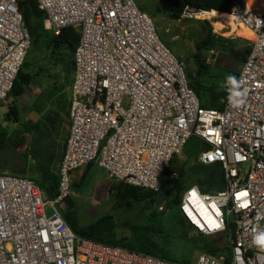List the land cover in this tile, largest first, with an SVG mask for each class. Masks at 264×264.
I'll use <instances>...</instances> for the list:
<instances>
[{
  "label": "built area",
  "instance_id": "1",
  "mask_svg": "<svg viewBox=\"0 0 264 264\" xmlns=\"http://www.w3.org/2000/svg\"><path fill=\"white\" fill-rule=\"evenodd\" d=\"M17 1L0 0L1 103L31 42ZM35 1L45 30L78 28L69 132L55 198L27 177L0 174V264H181L78 236L60 209L71 195L70 173L93 162L114 181L159 190L160 175L192 136L203 143L194 162H219L225 180L223 191L206 194L227 200L221 201L225 227L219 231L191 223L179 201L180 218L191 229L225 238L224 246L191 264H264V251L251 243L252 230L264 229V11L234 0L226 13L253 39L236 76L248 89L246 103L234 108L226 98L218 110L200 107L183 63L134 0ZM206 12L186 9L181 17ZM241 189L249 191L247 208L232 198Z\"/></svg>",
  "mask_w": 264,
  "mask_h": 264
},
{
  "label": "rangeland",
  "instance_id": "2",
  "mask_svg": "<svg viewBox=\"0 0 264 264\" xmlns=\"http://www.w3.org/2000/svg\"><path fill=\"white\" fill-rule=\"evenodd\" d=\"M134 2L141 11L147 13L152 19L159 40L183 63L186 79L194 73L193 53L195 43L205 38L208 27L218 36L249 42L247 44L243 41H237L239 48L249 46L253 39V37L248 39L249 37L247 38L240 31L235 34L229 32L230 29L228 28L217 30L208 19L203 17L172 19L169 16L165 0H134ZM242 2L244 1L242 0ZM260 2L263 4L262 0ZM190 12L193 11L190 10ZM29 52L33 53V50L30 48ZM204 55L207 57L206 62L213 73L230 74V71L238 72L242 64L241 61L228 52V49L223 51L210 50L205 52ZM38 60V65L43 67L44 71L40 75H36L34 83L26 89L23 96L14 99L15 103L10 98L5 103L0 102V124L12 134L13 130L18 129L21 123L32 120L33 123L39 122L41 130L47 132L45 141L49 140L55 145V157L50 168L52 172H56L60 161L59 155L68 129V117L59 112L57 104L61 102L62 105L68 106L74 72L69 68L67 57H64L65 63H60L57 61L56 54L48 52L47 56L45 50L40 49L38 50ZM31 71L37 73V69H31ZM58 88L59 91H62L61 93L58 92ZM14 104L19 110V123L5 121V115L9 111V107ZM40 107L44 111L42 115L47 116L49 114L55 123L42 121V116L37 112ZM32 139L33 137L27 134V143L24 146L9 151L4 158L1 156L0 167L5 172L3 174L24 170L23 173L26 176H37L38 167L42 164L44 158L34 153L32 147L35 146H33ZM28 143L31 144L28 145ZM26 146H30L28 153L25 150ZM202 148L203 143L198 138L192 136L187 139L181 153L174 158L170 168L171 173L160 175L161 203L158 206L136 201H131L130 204L120 202L116 206L115 197L111 191L114 180L108 177L96 162L90 164L84 176L86 166L71 172L72 225L82 228L95 223L104 216H109V220L105 223L108 226L112 224L115 236L124 239L131 238L133 234L132 227L151 226L160 229L161 234L155 236L151 234L150 236L154 237V240L164 247L168 256L177 262H195L199 254L203 252L200 248L202 240L211 241L216 246H224V236H205L191 229L180 218L178 204L171 205L169 209L166 206L168 198L175 195L181 187L184 189L181 193L182 198L187 189L183 185L185 181L190 184L197 182V178L190 177L186 169L189 162L196 160ZM173 173L178 175L179 180L175 178ZM61 210L65 213L69 210V206L65 201L61 206Z\"/></svg>",
  "mask_w": 264,
  "mask_h": 264
},
{
  "label": "trees",
  "instance_id": "3",
  "mask_svg": "<svg viewBox=\"0 0 264 264\" xmlns=\"http://www.w3.org/2000/svg\"><path fill=\"white\" fill-rule=\"evenodd\" d=\"M233 1L234 0H165L169 11V16L172 19H179L182 16L183 11L186 9L192 11H207V13L226 14L230 12ZM17 3L22 15L23 25L27 28L30 35L31 42L29 49L31 48L33 53H30L28 49L24 62L14 80L12 89L8 95L10 99H13V101L14 99L23 96V94L26 92V89L34 83L36 75H40L42 71H44L43 67L38 65V50H45L47 56L48 52L51 54H56L57 61L60 63L64 62V57H67L70 70H74L73 52L79 39L77 27H67L59 30L58 32L45 30V14L38 8L35 0H18ZM244 35L251 39V36L247 31H245ZM237 41H243L247 44L249 43L245 40H235L218 36L211 31L210 27H208L205 38L195 43V51L193 53L195 69L193 75L188 76L187 84L197 96L200 107L218 110L222 109L223 101L227 98V90L224 82L226 76L229 74L220 72L213 73L206 62L207 57L204 55V53L209 52L210 50L223 51L228 49V52L231 55H234L239 61H241V63H243L250 51V44L249 46L239 48ZM31 69H37V73H33ZM230 74L237 76L238 72L230 71ZM59 90L60 89L58 88V92L61 93L62 91ZM57 105L59 110L66 107L62 105L61 102ZM37 112L42 115L44 111L40 107ZM42 119L44 122L49 121L50 123H55L52 120V116L49 114L47 116L42 115ZM5 121L19 123V110L15 104L9 107V111L5 115ZM27 134L33 137L32 141L34 144L33 146L35 147L32 148H34V153L41 158H44L42 164L38 167V174L36 177L26 176L23 173L24 170H16L13 173L8 174L27 177L33 180L44 191L46 198L53 199L57 195L58 188V167L56 172H52L50 168L52 160L55 157V145L49 140L45 141V137L47 138V132L41 130L39 122L33 123L32 121H26L21 123L18 129L13 130L12 134L8 132L6 127H3L0 124V159L1 156L4 158V156H6L9 151H13L20 146H24L27 143ZM30 144L28 143V145ZM29 147L30 146H26L25 148L27 153L29 152ZM63 150L64 145L59 155V160L62 157ZM174 158L175 157L172 158L168 167L162 174L171 173L170 168L174 162ZM89 166L90 164L86 166L83 176L85 175ZM3 173L5 172H3L0 167V174ZM173 175L177 180H179V177L176 173H173ZM195 178H197L196 183L190 184L188 181H185V184H183L184 188H188L192 185H198L201 192L210 193V191H208L205 187V179L201 177ZM160 189L161 188H159L157 191H154L142 187L128 185L120 181H114L111 185V191L115 197L116 206L120 202L130 204L131 201L147 202L152 206H158L161 203ZM183 190V187H181V189H179L175 195L168 198L166 204L167 209H169L171 205H177L179 203ZM70 199L71 198L69 196L65 200L69 206L68 212L65 213L62 212L61 209L60 210L64 220L66 219V223L68 222L67 224L69 227L78 236L101 243L120 246L130 251L140 252L169 261H174L168 256L164 247L154 240V237L150 236L151 234H154L153 236L161 234L160 229H155L151 226L142 228L132 227L133 234L131 238H118L113 233L112 224L108 226L105 223V221L109 220V216H104L95 223L86 227L77 228L76 226H73V215L71 210L72 204ZM201 242L202 244L200 245V248L203 252L213 253L218 249V247L211 241L202 240ZM178 263L191 264L188 261H180Z\"/></svg>",
  "mask_w": 264,
  "mask_h": 264
},
{
  "label": "clouds",
  "instance_id": "4",
  "mask_svg": "<svg viewBox=\"0 0 264 264\" xmlns=\"http://www.w3.org/2000/svg\"><path fill=\"white\" fill-rule=\"evenodd\" d=\"M258 26L261 25V20L257 18ZM225 86L227 90V100L230 106L240 108L245 105L248 94V89L242 86V82L233 74H228L225 78ZM237 155V159H240ZM232 198L240 208H247L251 204L249 191L241 189L232 194ZM226 203L227 196L214 197L206 193H201L198 185L189 187L181 199V211L190 220L191 223L205 230L206 225L209 231L223 230L225 227L222 212V203ZM203 222V223H202ZM253 246L261 251H264V229L254 228L252 230Z\"/></svg>",
  "mask_w": 264,
  "mask_h": 264
},
{
  "label": "water",
  "instance_id": "5",
  "mask_svg": "<svg viewBox=\"0 0 264 264\" xmlns=\"http://www.w3.org/2000/svg\"><path fill=\"white\" fill-rule=\"evenodd\" d=\"M190 177L205 179V187L208 191L221 192L225 189V180L219 162L210 165L190 162L186 169Z\"/></svg>",
  "mask_w": 264,
  "mask_h": 264
},
{
  "label": "bare ground",
  "instance_id": "6",
  "mask_svg": "<svg viewBox=\"0 0 264 264\" xmlns=\"http://www.w3.org/2000/svg\"><path fill=\"white\" fill-rule=\"evenodd\" d=\"M244 2H245V5H246L247 8L254 9V8H250L247 5V2L245 0H244ZM201 17L208 19V21L210 23H212L217 30H221V28H228V29H230L229 32H233L235 34L238 33L239 31L241 32V34H245V31H247L248 34L251 36V39H252V34L249 32V30H247L244 26L236 27L235 24H233L231 22L230 16H228L226 14L210 13V12L207 13L206 12V13H202L200 15H197V18H201ZM223 35H224V33H223ZM240 36H242V35H240Z\"/></svg>",
  "mask_w": 264,
  "mask_h": 264
},
{
  "label": "crops",
  "instance_id": "7",
  "mask_svg": "<svg viewBox=\"0 0 264 264\" xmlns=\"http://www.w3.org/2000/svg\"><path fill=\"white\" fill-rule=\"evenodd\" d=\"M244 1V0H243ZM247 2V5L251 8L256 9L257 11H264V0H262V3L260 2V0H245ZM59 110V107H58ZM68 110H69V101H68V106H66L65 108H61L59 110V112L63 113L64 116L68 117ZM57 111V110H56ZM42 116V115H41ZM33 121V120H32ZM68 132H69V119H68V129H67V133H66V139L68 136ZM65 139V141H66ZM65 143V142H64ZM190 163V162H189ZM188 163V164H189ZM187 164V165H188ZM59 165V164H58ZM107 174V173H106ZM109 177V176H108Z\"/></svg>",
  "mask_w": 264,
  "mask_h": 264
}]
</instances>
